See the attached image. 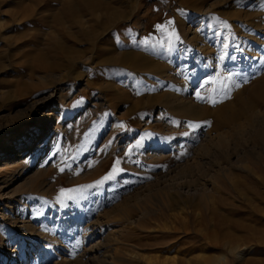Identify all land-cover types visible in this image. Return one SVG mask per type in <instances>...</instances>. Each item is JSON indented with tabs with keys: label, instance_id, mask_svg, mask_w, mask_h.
Segmentation results:
<instances>
[{
	"label": "rangeland",
	"instance_id": "obj_1",
	"mask_svg": "<svg viewBox=\"0 0 264 264\" xmlns=\"http://www.w3.org/2000/svg\"><path fill=\"white\" fill-rule=\"evenodd\" d=\"M129 2L107 30L66 45L43 84L12 75L19 62L0 71V140L52 113L44 130L27 132V157L0 165V264L23 251L27 264H223L218 247L229 240L242 246L230 264H264V188L232 198L207 182L228 154L236 163L264 153L260 107L237 128L217 127L264 86V0ZM27 3L29 21L36 10ZM13 9H0L3 23L27 21L9 22ZM148 31L169 39L152 45ZM142 58L170 72L132 70ZM204 184L228 205L209 202Z\"/></svg>",
	"mask_w": 264,
	"mask_h": 264
},
{
	"label": "bare ground",
	"instance_id": "obj_2",
	"mask_svg": "<svg viewBox=\"0 0 264 264\" xmlns=\"http://www.w3.org/2000/svg\"><path fill=\"white\" fill-rule=\"evenodd\" d=\"M27 1L29 0H24L16 4L13 2V0H0V9H3L6 6L14 7L16 10L13 9L14 10L13 12L7 11L6 16L9 18L8 19L9 22L13 23L16 21L15 22L16 24L19 21L18 19L22 20L24 16H26V14L28 13V8L30 5H28ZM123 1L122 0H30V2H32V4L34 5L33 10L34 11L36 10L35 11L36 16L30 19L29 21H28L29 16L27 15L28 18L25 17L27 21L21 22L20 24L17 23L18 24V25L16 24L17 26L14 25L13 23L14 27H11V25H6L5 23H3L2 22L3 20L0 17L1 27H4L5 25L6 26L4 28L7 27L6 32L1 31L2 29L0 30V71L5 69L4 63L19 62L20 64L19 63L15 64L16 68L18 64L21 65L20 69L18 70L16 69L19 72H16V73L14 72L13 74L11 73L12 75L18 74V77H19L18 79L20 80L21 78L27 77L26 75L31 77V75L36 74L37 76L40 77L39 82L43 84L46 81V77L44 76H47V74L52 72L53 69L58 68V66L62 62L63 55L66 50V45L69 44L72 47H75L76 45H78V43H80V40H79L80 38L85 41L90 40L96 34V32L107 30L109 26H111L119 18L124 16V14L126 13V9L132 10V6H130L129 0H126L125 2ZM217 3L218 2L216 1L212 4L214 6ZM45 13H51V14L45 15ZM80 13H83V15L91 17V18L89 20H85L86 18L83 16L84 19L78 20ZM113 16H116V18L113 19ZM49 20L51 21V23H53L52 24L53 27L51 30L53 31V33L51 31L50 33H48L47 25H48ZM133 24L135 26L137 25V22ZM117 26H118V29L124 28L121 23H117ZM30 29H34L35 33L31 34L29 32L30 36H28V33L26 34V32ZM166 34L167 33L158 34V33H155L154 31H148L144 35L143 39L145 38L146 40L150 39L151 41L150 40L149 41L151 43L152 41H156V44H157V41L166 43L169 39L167 38ZM64 41L67 42V44ZM262 44H259V45H262ZM151 47H149V49H151L152 51ZM110 53H107V54H110ZM154 53H156V51ZM49 58H52L53 60H55V62L50 64ZM140 61L141 62L139 64H134V63L130 64V68L137 72L142 71V73H146L149 76L150 75L151 76L152 75L162 76L163 74H166L170 69V67L167 68L162 65L155 64V62L148 63L144 61L143 58ZM195 63H198L197 60ZM259 85L260 86H256V88L250 90L251 94L255 96V99L249 105L250 107L248 108V110L246 109L242 110L238 114L234 113L230 115L229 114L225 115L226 118L222 120L223 122L219 124L217 123L218 128L220 129L222 127L223 128H228V127L235 128L236 125H238V122L242 118L248 116L249 113L254 112V109L255 107L257 108V106L260 107L262 110H264V86H263V83ZM28 89H30V87H28ZM35 105L37 106V105H42V104L41 102H37V104ZM255 113L256 112H254L253 114L254 116H256ZM50 115H52V113L49 112V113L41 114V116L39 117H36L35 121L33 123H30L28 127L24 128L23 133H21L20 136H18L17 138H16V133L12 136H9L10 138L6 136L1 138L0 140V165L2 167L10 166L16 160L23 161L25 157H27L28 155L27 153L29 152L27 150H29V148L32 147V142L35 137L32 134H29L27 132L31 131V127L33 126H35V129L37 130L38 133L44 130L45 125L46 126L48 125L47 120H49ZM43 116L44 118L41 119V117ZM44 119L46 120V122ZM248 119H250V117H248ZM32 150L33 149H31V152ZM260 151L264 152V143L263 145H261ZM256 154L247 152L244 156L237 157L239 159L236 163L232 161V158L230 157L232 156L231 154H228V156L223 157L224 161L222 163H218L217 165L218 170L215 171L214 175L210 176V178L208 179L209 181H207L208 184L211 183V187L215 186L216 188H218L220 191V194L222 192L223 193L226 192V195H229L232 198L240 197L241 189L255 193L258 197H261V194L257 191V189L258 187L264 188V171H263L264 170V153H259L258 155ZM234 170L238 171L239 174L238 175L235 174L233 172ZM203 189H204L203 193L206 195V198L208 199L209 202H210V198H212L213 196L215 197L216 194H218L219 196V193H218L219 191L217 192L215 191L216 192L215 195H212V193L214 192L210 189V187H208L207 184L203 187ZM215 200L217 201V204H218V201H220L223 205H228L227 199L219 200V197H217ZM178 209L183 211V208L181 207H178ZM174 233L176 234L177 232H174ZM239 239L241 240V238ZM235 242L237 241L229 240L228 243H219L220 247L218 248L220 249L222 248V250L224 249V251H227V254H226L227 256L224 258L225 263L223 264H230V262L234 261V258L236 255H240V254L242 255V250H241L242 246ZM176 244L177 245L181 244V241L176 242ZM216 245H218V243ZM31 246H32V243H31ZM11 253H12V258L9 264H27L23 260L24 255H26L25 251L22 252L25 254H21V255H18L16 252H11ZM17 259L21 260V262L19 261L20 262L19 263ZM212 260L213 259H204L203 264H207V263L209 264ZM171 263L176 264L177 262L175 259H173ZM3 264H6V262Z\"/></svg>",
	"mask_w": 264,
	"mask_h": 264
},
{
	"label": "snow or ice",
	"instance_id": "obj_3",
	"mask_svg": "<svg viewBox=\"0 0 264 264\" xmlns=\"http://www.w3.org/2000/svg\"><path fill=\"white\" fill-rule=\"evenodd\" d=\"M197 96L199 97V93H197ZM115 163L118 165V164H119V161H116ZM113 171H114V172H115V171H118V169H115V168H114ZM110 178H112V177L109 176L108 179H110Z\"/></svg>",
	"mask_w": 264,
	"mask_h": 264
}]
</instances>
